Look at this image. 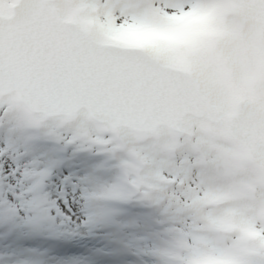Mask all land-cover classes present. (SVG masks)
<instances>
[{"label":"snow or ice","instance_id":"1","mask_svg":"<svg viewBox=\"0 0 264 264\" xmlns=\"http://www.w3.org/2000/svg\"><path fill=\"white\" fill-rule=\"evenodd\" d=\"M264 264V0H0V264Z\"/></svg>","mask_w":264,"mask_h":264},{"label":"bare ground","instance_id":"2","mask_svg":"<svg viewBox=\"0 0 264 264\" xmlns=\"http://www.w3.org/2000/svg\"><path fill=\"white\" fill-rule=\"evenodd\" d=\"M95 246V245H99V246H101V248H103V246L105 245V241H98V239H91V240H89L88 242H87V244L86 245H82V246H78V247H76V248H74L73 249V252L75 253V254H81V253H79V252H81L82 251V249L83 248H86V247H89V246ZM80 248V250L77 252V250ZM118 250H120V247H118ZM96 264H102L101 262H100V259L99 258H97L96 257Z\"/></svg>","mask_w":264,"mask_h":264},{"label":"rangeland","instance_id":"3","mask_svg":"<svg viewBox=\"0 0 264 264\" xmlns=\"http://www.w3.org/2000/svg\"><path fill=\"white\" fill-rule=\"evenodd\" d=\"M98 240H101V237H97ZM93 248V247H92ZM85 249H90V248H85Z\"/></svg>","mask_w":264,"mask_h":264}]
</instances>
